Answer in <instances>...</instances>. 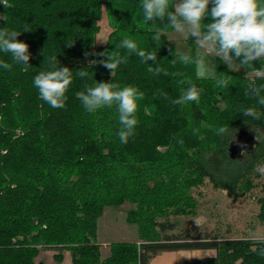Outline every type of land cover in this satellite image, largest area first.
Here are the masks:
<instances>
[{"label": "trees", "instance_id": "trees-1", "mask_svg": "<svg viewBox=\"0 0 264 264\" xmlns=\"http://www.w3.org/2000/svg\"><path fill=\"white\" fill-rule=\"evenodd\" d=\"M140 3L7 0V9L0 6V14L8 17L7 24L0 20V28H29L17 39L28 44L30 53L27 68L15 64L10 54H0L12 64L11 70H0V264H35L39 246L60 250L58 261L61 251L69 249L72 264H149L161 252L180 250L216 251L213 257L185 264H264V257L256 254L258 241L264 239L191 236L189 230L164 235L176 228L171 216L196 213L192 192L205 179L234 200L259 185L264 141L243 161L232 160L228 146L243 126L252 124L264 133V117L241 115L246 107L258 113L264 107L248 93L249 78L229 70L222 60L216 74L228 79L224 89L212 80H198L194 65L173 63L179 53L162 33L171 30L166 18L144 21ZM104 6L113 32L106 45L95 48ZM174 6L175 0H169L170 9ZM124 37L156 54V62L146 64L129 54L112 75L101 53L115 51ZM119 52L125 54L124 49ZM54 55L58 66L73 73L64 107L55 109L32 85ZM157 66L167 74L155 73ZM79 71L88 77L77 78ZM95 80H112L143 93L138 123L126 144L116 135L120 124L115 106L87 113L80 104L78 93ZM189 84L202 89L199 102L174 104ZM220 127L225 129L222 134L217 132ZM126 202L132 206L126 219L139 226L144 242L112 243L110 255L103 258L98 220L106 207ZM260 205L264 225V196Z\"/></svg>", "mask_w": 264, "mask_h": 264}, {"label": "clouds", "instance_id": "clouds-1", "mask_svg": "<svg viewBox=\"0 0 264 264\" xmlns=\"http://www.w3.org/2000/svg\"><path fill=\"white\" fill-rule=\"evenodd\" d=\"M7 9L6 0H0ZM209 4L211 8L209 9ZM143 19L146 22L163 20L166 18L167 26L183 37H195L196 47L194 53H180L175 55L173 63L192 64L195 67V76L198 80H212L214 86L224 89L228 86V79L218 76L215 68L209 62V56L222 60L229 70L236 66L244 67L253 72L246 88L256 98V103L264 107V83L256 84V80L264 81V0H175L174 9H170L169 0H141ZM209 18L207 23L203 20ZM0 20L8 22L6 14H0ZM24 27L22 31H28ZM22 31L0 28V54H10L12 61L24 68L29 66L30 53L28 44L17 37ZM124 49L125 54L120 55L119 50ZM129 54L141 58L143 63L156 62L157 55L138 49L136 42L127 37L116 44V50L101 53L107 59L103 65L112 75L118 67L126 64ZM259 60V67L254 62ZM12 64L0 59V70H11ZM153 71V69H149ZM155 73L167 72L159 66ZM88 73L79 71L77 78H86ZM73 73L68 67L58 66L57 56L49 58L48 70L36 74L32 80L33 87L39 97L51 108H63L67 99L65 93L72 82ZM202 89L189 84L187 89L173 101L174 104L184 105L189 102L198 103ZM78 99L87 113H95L103 107L115 106L118 113L120 128L116 135L121 144H126L134 135L138 120L136 112L138 101L143 99V93L134 86L123 87L112 82H95L86 86L84 91L78 93ZM244 118L259 120L264 113H258L254 107H246L241 113ZM225 131L220 127L218 134ZM257 139L259 140L258 136ZM182 143V141H178ZM257 171L264 175V167ZM260 247L256 254L264 257V240L258 241Z\"/></svg>", "mask_w": 264, "mask_h": 264}, {"label": "rangeland", "instance_id": "rangeland-1", "mask_svg": "<svg viewBox=\"0 0 264 264\" xmlns=\"http://www.w3.org/2000/svg\"><path fill=\"white\" fill-rule=\"evenodd\" d=\"M2 5L3 4H0V6ZM99 25L100 32L97 35L95 48L106 45L110 34L113 32V28L109 24L105 6ZM162 33L174 46L177 53H194L196 47L195 37L186 38L180 34L174 33L172 30L163 31ZM218 60L219 59L215 58L214 55L209 56V62L215 70H217L218 64L220 63ZM256 64H259V60L254 62V65ZM262 65H264V62H262ZM231 71L243 72L244 76L249 79L253 77V72H247L248 70L244 67L239 68L236 66L234 70ZM220 101H222V99H220ZM221 105H223L222 102ZM246 127L253 130L258 135L260 143L264 141V133L261 129L252 124ZM238 130L239 128L235 131V134ZM262 167H264V165ZM257 181L259 185L252 189L251 194L247 197L234 200L228 195L226 190L213 188L209 179H205L203 183L198 185L197 188H194L192 192L197 204L195 207L196 213L192 215L171 216L170 220L175 223L176 228L174 230L165 231L164 235L181 234L189 230L191 236H197L199 233H202V236L209 234L211 236H219L220 238L264 239V225L259 218L261 207L260 199L264 196V190H262V188H264V175ZM131 207L129 202L118 207H106L107 212L105 208L102 211V216L98 220L97 241L102 243H104V241L109 243H143L144 241L140 240L141 235L139 233V226L129 223L126 219L127 212ZM113 221L116 223H113ZM38 248L40 250L42 247L39 246ZM109 248L111 250V246ZM192 251L193 250H191V252ZM104 252L105 251H103V254L106 255ZM103 254L102 257L105 258ZM172 254L173 255L169 254L167 256H174L175 253ZM215 254L216 251L214 250H194V253L188 257L190 261L187 260L186 262H194L204 257H213Z\"/></svg>", "mask_w": 264, "mask_h": 264}, {"label": "crops", "instance_id": "crops-1", "mask_svg": "<svg viewBox=\"0 0 264 264\" xmlns=\"http://www.w3.org/2000/svg\"><path fill=\"white\" fill-rule=\"evenodd\" d=\"M107 212V208L105 209ZM105 212V215H106ZM113 223H116L113 221ZM112 224V223H111ZM101 245V251L103 254V251H105L103 254L105 257L110 255V246L113 242H107L104 241V243L99 242ZM60 251L58 249H43L41 248L37 254V257L35 258V264H72V254L69 250H63L61 251L63 257L60 261L56 259V255L60 254ZM172 253H175L174 256H167L169 254L173 255ZM194 253V251H187V250H180V251H166L161 252L155 257H153L149 264H185V262L190 259L188 258L189 255ZM190 261V260H188Z\"/></svg>", "mask_w": 264, "mask_h": 264}, {"label": "water", "instance_id": "water-1", "mask_svg": "<svg viewBox=\"0 0 264 264\" xmlns=\"http://www.w3.org/2000/svg\"><path fill=\"white\" fill-rule=\"evenodd\" d=\"M257 136L253 130L247 127L240 128L228 146L229 157L232 160H245L247 154H252L258 148L260 142Z\"/></svg>", "mask_w": 264, "mask_h": 264}]
</instances>
